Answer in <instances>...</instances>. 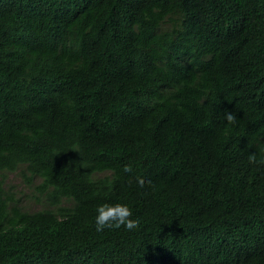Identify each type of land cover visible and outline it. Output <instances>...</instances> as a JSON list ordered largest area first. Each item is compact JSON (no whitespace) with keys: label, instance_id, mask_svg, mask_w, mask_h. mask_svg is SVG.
I'll use <instances>...</instances> for the list:
<instances>
[{"label":"trees","instance_id":"16d2710c","mask_svg":"<svg viewBox=\"0 0 264 264\" xmlns=\"http://www.w3.org/2000/svg\"><path fill=\"white\" fill-rule=\"evenodd\" d=\"M255 151L264 0H0V264H264Z\"/></svg>","mask_w":264,"mask_h":264},{"label":"clouds","instance_id":"9594fccd","mask_svg":"<svg viewBox=\"0 0 264 264\" xmlns=\"http://www.w3.org/2000/svg\"><path fill=\"white\" fill-rule=\"evenodd\" d=\"M224 118L227 122H234L236 116L233 112L225 111ZM259 155V158H258ZM248 160L252 164L264 165V154H258L256 151L248 154ZM125 174L127 170L125 169ZM138 188H143L142 183L137 184ZM94 229L97 233L103 231L133 233L137 230V222L131 219V213L125 206L102 203L95 209Z\"/></svg>","mask_w":264,"mask_h":264},{"label":"rangeland","instance_id":"374dc122","mask_svg":"<svg viewBox=\"0 0 264 264\" xmlns=\"http://www.w3.org/2000/svg\"><path fill=\"white\" fill-rule=\"evenodd\" d=\"M20 183L22 184L19 173H9L6 178L5 187L8 189L11 184H16L18 187H20Z\"/></svg>","mask_w":264,"mask_h":264}]
</instances>
